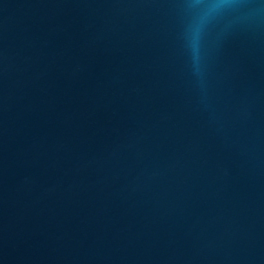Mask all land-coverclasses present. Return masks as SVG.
I'll return each instance as SVG.
<instances>
[{
  "label": "water",
  "instance_id": "obj_1",
  "mask_svg": "<svg viewBox=\"0 0 264 264\" xmlns=\"http://www.w3.org/2000/svg\"><path fill=\"white\" fill-rule=\"evenodd\" d=\"M0 264H264V0H0Z\"/></svg>",
  "mask_w": 264,
  "mask_h": 264
}]
</instances>
